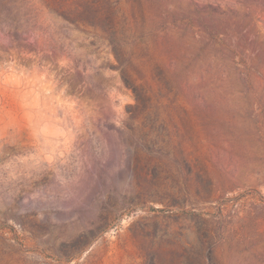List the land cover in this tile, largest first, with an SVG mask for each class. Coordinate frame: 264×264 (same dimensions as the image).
I'll list each match as a JSON object with an SVG mask.
<instances>
[{
	"label": "rangeland",
	"instance_id": "1",
	"mask_svg": "<svg viewBox=\"0 0 264 264\" xmlns=\"http://www.w3.org/2000/svg\"><path fill=\"white\" fill-rule=\"evenodd\" d=\"M112 1L0 0V264H264V0Z\"/></svg>",
	"mask_w": 264,
	"mask_h": 264
},
{
	"label": "trees",
	"instance_id": "2",
	"mask_svg": "<svg viewBox=\"0 0 264 264\" xmlns=\"http://www.w3.org/2000/svg\"><path fill=\"white\" fill-rule=\"evenodd\" d=\"M115 6L112 0H79L78 13L80 11L82 13H80L78 21L93 28H99L114 39L120 34L117 27L113 24L116 14Z\"/></svg>",
	"mask_w": 264,
	"mask_h": 264
}]
</instances>
